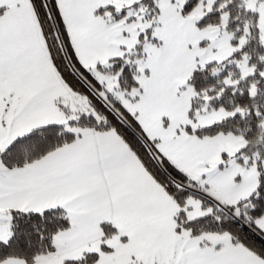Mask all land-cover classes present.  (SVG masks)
I'll use <instances>...</instances> for the list:
<instances>
[{
  "label": "snow or ice",
  "instance_id": "snow-or-ice-1",
  "mask_svg": "<svg viewBox=\"0 0 264 264\" xmlns=\"http://www.w3.org/2000/svg\"><path fill=\"white\" fill-rule=\"evenodd\" d=\"M0 264H264V0H0Z\"/></svg>",
  "mask_w": 264,
  "mask_h": 264
}]
</instances>
